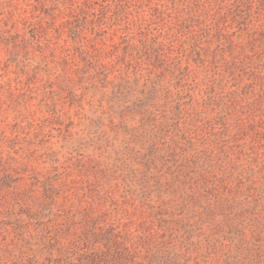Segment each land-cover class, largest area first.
Returning a JSON list of instances; mask_svg holds the SVG:
<instances>
[{
    "label": "rangeland",
    "instance_id": "1",
    "mask_svg": "<svg viewBox=\"0 0 264 264\" xmlns=\"http://www.w3.org/2000/svg\"><path fill=\"white\" fill-rule=\"evenodd\" d=\"M0 264H264V0H0Z\"/></svg>",
    "mask_w": 264,
    "mask_h": 264
},
{
    "label": "trees",
    "instance_id": "2",
    "mask_svg": "<svg viewBox=\"0 0 264 264\" xmlns=\"http://www.w3.org/2000/svg\"><path fill=\"white\" fill-rule=\"evenodd\" d=\"M75 37L77 38L76 34H75Z\"/></svg>",
    "mask_w": 264,
    "mask_h": 264
}]
</instances>
